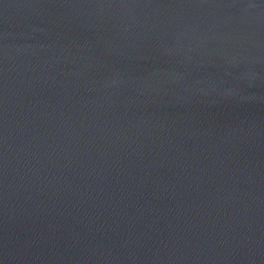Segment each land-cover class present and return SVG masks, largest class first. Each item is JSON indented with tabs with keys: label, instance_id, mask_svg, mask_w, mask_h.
<instances>
[{
	"label": "water",
	"instance_id": "95a60500",
	"mask_svg": "<svg viewBox=\"0 0 264 264\" xmlns=\"http://www.w3.org/2000/svg\"><path fill=\"white\" fill-rule=\"evenodd\" d=\"M0 264H264V0H0Z\"/></svg>",
	"mask_w": 264,
	"mask_h": 264
}]
</instances>
